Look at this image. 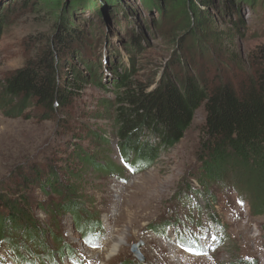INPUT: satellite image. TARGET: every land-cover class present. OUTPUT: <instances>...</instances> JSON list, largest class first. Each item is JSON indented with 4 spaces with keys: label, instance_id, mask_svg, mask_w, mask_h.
Listing matches in <instances>:
<instances>
[{
    "label": "rangeland",
    "instance_id": "1",
    "mask_svg": "<svg viewBox=\"0 0 264 264\" xmlns=\"http://www.w3.org/2000/svg\"><path fill=\"white\" fill-rule=\"evenodd\" d=\"M255 1L254 8L247 0L199 4L201 15L230 36L221 43L192 22L183 0H33L31 11L14 12L0 38V196L17 199L26 219L0 240V264H18L16 254L29 251L51 264L48 253L63 258L58 252L66 247L76 257L63 264H264L259 199L237 185L205 187L200 179L204 106L177 145L134 173L121 157L118 136L117 109L127 105L114 92L116 67L120 75L132 71L130 82L150 87L178 58L193 74L234 87L252 77L264 56V0ZM70 5L72 17L64 12ZM238 13L244 23L237 27ZM63 30L72 37L64 66L69 78L76 70L89 74L93 65L102 83H86L54 112L30 100L14 111L18 100L4 101L3 86ZM79 151L109 158L120 172L100 176L91 169L76 181L72 175L84 170L75 158ZM33 168L60 172L63 189L28 181ZM67 205L79 208L84 224L99 222V236L87 238ZM138 243L143 262L132 250Z\"/></svg>",
    "mask_w": 264,
    "mask_h": 264
},
{
    "label": "trees",
    "instance_id": "2",
    "mask_svg": "<svg viewBox=\"0 0 264 264\" xmlns=\"http://www.w3.org/2000/svg\"><path fill=\"white\" fill-rule=\"evenodd\" d=\"M183 1L195 16L192 22L196 23L203 33H208L206 35L209 40L214 43L230 41L229 35L216 29L210 16L201 15L199 6L200 3L223 4L225 0ZM229 1L232 0H226L224 3L226 7ZM247 1L251 8L255 7V0ZM145 2L149 3L150 0ZM16 4L19 6L15 11L11 6ZM32 4L33 0H0V38L11 16L21 11L20 14H26L24 12L31 11ZM231 9L234 10V6H231ZM64 12L72 17V5ZM238 16L237 27L244 23L239 13ZM56 27L60 28L59 25ZM70 28L72 31L76 30L75 27ZM70 40L72 37L66 30L54 34L33 61L8 79L3 86L2 97L8 104L18 100L16 104H12L14 111L30 100L54 112L67 106L86 83H102L101 78L97 76L98 70L95 73L93 65L89 66V74L76 70L74 79L69 78L64 66ZM194 42L201 46L198 37L194 38ZM219 48L222 49L220 46ZM176 61L175 68L170 72L165 70L150 87L140 82H130V69L120 75L118 67L115 68L117 77L114 78V92L117 93L119 103L127 105L117 109L118 136L122 140L120 153L126 166H130L134 173L153 167L163 151L174 147L183 139L193 123L196 111L204 106L206 119L198 152L202 183L205 187L227 183L237 185L241 190H248L259 199L258 210L264 212V56L256 65L255 74L247 80H241L235 87L226 81L204 79L202 74H193L189 65L182 63L180 58ZM75 158L84 169L81 173L72 175L76 181L81 180L85 172L91 169L100 176H117V171L120 172L107 157L97 159L79 151ZM100 160L104 161L103 164ZM32 172L34 173L25 174L28 181L41 183L43 186L54 184L56 189H63L65 182L58 176L60 172L53 169L50 172H41L36 168H33ZM67 173L71 175L69 171ZM43 176L48 178L49 182H44ZM0 206L5 209H0L1 240L5 239L4 236L10 229L16 232L22 229L20 226L26 218H21L20 214L26 215V208H22L17 199H11L4 194L0 196ZM64 209L73 214L75 221L83 217L79 208L73 205H67ZM77 223L79 226L83 225L80 227H85L84 235L91 241L99 236L102 230L96 220L87 224L77 220ZM91 229L99 230L91 233ZM30 232L32 235L33 232ZM185 241L183 240L182 244L188 247ZM15 245L20 249L17 243ZM64 250L66 252H58L63 257L59 259L48 253L51 264H63L66 257H76L69 248ZM29 252L24 257L16 254L17 263L49 264L34 252ZM129 264L138 263L131 261Z\"/></svg>",
    "mask_w": 264,
    "mask_h": 264
},
{
    "label": "water",
    "instance_id": "3",
    "mask_svg": "<svg viewBox=\"0 0 264 264\" xmlns=\"http://www.w3.org/2000/svg\"><path fill=\"white\" fill-rule=\"evenodd\" d=\"M143 245L142 243H138V244H135V246L133 247V253L143 262V256L141 255L140 253V246Z\"/></svg>",
    "mask_w": 264,
    "mask_h": 264
},
{
    "label": "bare ground",
    "instance_id": "4",
    "mask_svg": "<svg viewBox=\"0 0 264 264\" xmlns=\"http://www.w3.org/2000/svg\"><path fill=\"white\" fill-rule=\"evenodd\" d=\"M118 244H115L114 246H113V249H112V252H114L117 248H118Z\"/></svg>",
    "mask_w": 264,
    "mask_h": 264
},
{
    "label": "snow or ice",
    "instance_id": "5",
    "mask_svg": "<svg viewBox=\"0 0 264 264\" xmlns=\"http://www.w3.org/2000/svg\"><path fill=\"white\" fill-rule=\"evenodd\" d=\"M187 250H188V251H195V249L192 248V247H189Z\"/></svg>",
    "mask_w": 264,
    "mask_h": 264
}]
</instances>
